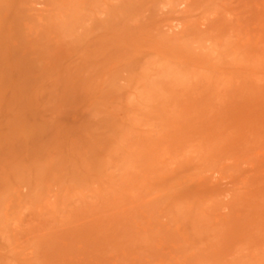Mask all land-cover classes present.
Returning a JSON list of instances; mask_svg holds the SVG:
<instances>
[{"label": "rangeland", "instance_id": "1", "mask_svg": "<svg viewBox=\"0 0 264 264\" xmlns=\"http://www.w3.org/2000/svg\"><path fill=\"white\" fill-rule=\"evenodd\" d=\"M0 264H264V0H0Z\"/></svg>", "mask_w": 264, "mask_h": 264}, {"label": "bare ground", "instance_id": "2", "mask_svg": "<svg viewBox=\"0 0 264 264\" xmlns=\"http://www.w3.org/2000/svg\"><path fill=\"white\" fill-rule=\"evenodd\" d=\"M21 57H19L18 55H16L15 53H12L10 55L9 58V63L11 64H16L20 61ZM34 65L32 64V66L30 67L31 70L33 69ZM35 67L37 69L36 63H35ZM14 86H20L21 84H19V81H13ZM16 104V103H15ZM25 105L23 106H18L15 109V118L17 120V122L22 123L26 128L24 130H26L28 133H32L35 128L37 127V125L33 124L31 121H29L28 118L25 117V115L22 112V109L24 108Z\"/></svg>", "mask_w": 264, "mask_h": 264}]
</instances>
